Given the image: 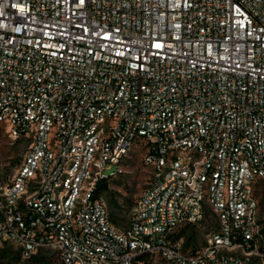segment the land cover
I'll list each match as a JSON object with an SVG mask.
<instances>
[{
  "label": "built area",
  "instance_id": "built-area-1",
  "mask_svg": "<svg viewBox=\"0 0 264 264\" xmlns=\"http://www.w3.org/2000/svg\"><path fill=\"white\" fill-rule=\"evenodd\" d=\"M0 252L61 264H264V0H0ZM145 150L129 225L100 183ZM115 168V171L108 173ZM211 218L185 250V225Z\"/></svg>",
  "mask_w": 264,
  "mask_h": 264
},
{
  "label": "rangeland",
  "instance_id": "rangeland-1",
  "mask_svg": "<svg viewBox=\"0 0 264 264\" xmlns=\"http://www.w3.org/2000/svg\"><path fill=\"white\" fill-rule=\"evenodd\" d=\"M28 143L23 140L14 141L9 137L5 127L0 125V182L8 184L15 176L22 164L27 151ZM145 150L134 148L123 164L122 173L112 179L109 190L103 193L104 201L110 212L113 222L120 228L128 227L133 210L142 193L148 189L153 179L152 169L144 162ZM115 171V168L108 173ZM260 201L261 221L264 225V184H260L256 192ZM214 220L207 218L200 225H185L176 233V240L181 241L185 250L196 251L204 247ZM7 255L0 252V264H60L53 257L52 250L39 253L37 256L26 258L18 254V250L7 246ZM143 264H166L158 257H149Z\"/></svg>",
  "mask_w": 264,
  "mask_h": 264
},
{
  "label": "trees",
  "instance_id": "trees-1",
  "mask_svg": "<svg viewBox=\"0 0 264 264\" xmlns=\"http://www.w3.org/2000/svg\"><path fill=\"white\" fill-rule=\"evenodd\" d=\"M112 179H114V177H113V178H110V180H108V181H104V182L100 183V185H99V191H101L102 193L108 191V190H109V184H108V183H109ZM45 251H46V250H41V251L38 252V254H39V253H45ZM1 254H2V256H3V255L5 256V255L8 254V251L4 249V250L1 251ZM18 254H19L21 257H23V253H22L21 250H18ZM38 254H37V255H38ZM37 255H35V256H37ZM32 257H34V256H32ZM53 257H56V258L59 260V263H60L59 254H58L57 252H54ZM149 257H150V256H148V255H144V256L140 257L139 261H140L142 264H143V263H147ZM60 264H61V263H60Z\"/></svg>",
  "mask_w": 264,
  "mask_h": 264
},
{
  "label": "snow or ice",
  "instance_id": "snow-or-ice-1",
  "mask_svg": "<svg viewBox=\"0 0 264 264\" xmlns=\"http://www.w3.org/2000/svg\"><path fill=\"white\" fill-rule=\"evenodd\" d=\"M0 14H2V13H0Z\"/></svg>",
  "mask_w": 264,
  "mask_h": 264
}]
</instances>
